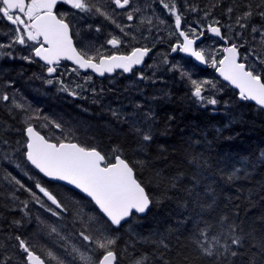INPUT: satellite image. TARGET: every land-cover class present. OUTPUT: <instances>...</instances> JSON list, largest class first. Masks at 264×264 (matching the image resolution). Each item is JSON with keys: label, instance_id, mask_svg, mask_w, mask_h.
I'll list each match as a JSON object with an SVG mask.
<instances>
[{"label": "snow or ice", "instance_id": "6c2138e0", "mask_svg": "<svg viewBox=\"0 0 264 264\" xmlns=\"http://www.w3.org/2000/svg\"><path fill=\"white\" fill-rule=\"evenodd\" d=\"M156 2L167 15L174 18L175 32L179 37L171 45L170 53L163 55L162 63L167 71L176 72L180 79L187 83L194 102L200 107L216 106L219 103L217 95L222 91V87H218L217 81L211 79L194 78L191 70L179 62H170V54L182 53L184 57L191 58L200 65L214 68L223 81L239 90L238 97L241 101H252L264 109V51H257L253 45L241 54V48H245L248 43L245 30L251 33L252 40L258 42L259 47L264 50V2L253 5L249 0L244 9L235 16L234 8L228 6L226 12L230 22L223 24L214 17L210 22L203 23L202 21H207L212 16L211 11H204L202 19L197 20L195 24H187V27L182 26L183 14L177 7L176 0ZM58 5L67 8L60 9ZM147 7H151V4ZM185 9L193 13L199 11L197 7L187 3ZM143 10L135 5V0H108L107 5L105 0H0V20H6L12 25L9 33H4L8 36L7 42H0V56L16 59L14 53L19 45L27 52L19 56V59L29 64L43 62L49 77L45 83L59 84V91L67 92L74 98H84L82 93L90 91L95 103V97L103 90L97 93L95 88L86 87L91 83L90 76L83 78V84H76L75 88L68 87L56 75L61 61H71L76 66L71 71L77 75L80 70L91 69L103 77L105 74H112L116 69L122 70L123 73L133 72L135 67L144 64L145 57L149 56L152 48L134 47L130 54L113 52L106 55L103 45L78 46L74 43V37L79 35V30L75 29V19L99 16L113 24L119 34L110 32L105 43L112 49H119L126 43L124 37L132 40L137 37L126 31L133 25L119 23L116 16L123 15L128 22H132L137 19L135 14ZM69 16H72L73 20H70ZM256 16L261 18L262 23L259 25L252 23ZM156 19L160 24L166 23L159 16ZM145 22L150 26L147 31L151 33L152 18H139L141 25ZM95 31L99 33L101 28L97 26ZM206 37L209 38L207 46H201ZM217 41L221 43L217 45ZM6 49L8 51H5ZM138 79L152 78L145 76L141 71ZM11 83L7 82L9 86ZM77 88L80 91H77ZM0 103H3L9 112L16 110L22 113L24 124L22 141L12 144L9 140L0 138V161L20 168L24 175L33 181L32 184H27L6 170L0 176V179L18 186L17 190H23L31 198L30 201H20L22 207H19V211L23 215L12 223L18 228L31 223L29 203L38 205L54 218L49 220L37 216L39 233H45L57 241L65 253L58 255L48 248L45 249L44 258L36 251L40 240L39 233L32 243L21 235H16L14 239L17 243L13 247L20 253L19 264H118L115 246L119 239V230L130 218L144 214L150 205L156 202L137 176V165L150 166L148 157L145 155L134 163L123 156L120 146H115L110 149V153H106L95 146L80 143L70 138L75 136V130L66 126L63 121L41 116L40 111L32 109L22 96L17 97L0 91ZM135 107L139 108L140 105ZM109 110L117 121L129 124L130 131L137 138L139 151L145 152L154 139L157 114L149 110L142 114L140 120L129 121L124 119L125 114L120 110ZM166 119L170 121L173 117L168 116ZM32 120L46 121L43 127L50 126L55 129L59 133L55 136V142L53 137L42 134L31 123ZM17 152L22 154L26 162L25 167L30 166L33 170L31 174L16 163L14 157ZM261 157H264V152ZM186 160L196 169L190 181L192 188H184L190 197L186 206L192 210L184 217V221L192 225L186 229L189 233L187 239L195 254L206 258L207 264H237V257L240 258L239 264H264V233L257 235L255 229H244L236 219L230 218L226 213H217L213 199L202 200L200 192L194 189L199 182L198 173H202L207 162L196 153L190 154V157L186 156ZM237 172H240L239 168L233 170L229 179L235 178ZM182 180L183 174L180 172L174 176H166L161 170L155 172L157 186L164 187L165 190L178 189ZM49 182H63L64 185L70 186L68 191L73 195L67 199L59 198L51 190L53 185ZM12 199L18 198L13 194ZM65 221L71 222V231L64 230ZM73 237L79 239L80 246L71 243ZM157 243L164 250L158 253V261L156 256L141 254L132 256L131 264H191L187 246L178 244L172 252L163 237ZM164 253H168V256ZM128 254L129 249L126 246L120 255ZM12 260V256H0V264H10Z\"/></svg>", "mask_w": 264, "mask_h": 264}, {"label": "trees", "instance_id": "16d2710c", "mask_svg": "<svg viewBox=\"0 0 264 264\" xmlns=\"http://www.w3.org/2000/svg\"><path fill=\"white\" fill-rule=\"evenodd\" d=\"M248 2L249 0H176L177 7L184 16H190V11L185 9L187 3L199 9L196 15L200 18L203 17L204 11H211L212 16L208 20L211 21L214 17L222 24L230 22L226 12L228 6L234 8L235 16ZM250 2L255 5L264 0ZM82 20L87 26H92L91 32L95 38L91 39L93 41L91 43L96 47L104 43L109 37V32L114 30L110 22L99 16L78 19L79 27ZM252 23L259 25L262 23L261 18L254 17ZM8 26L6 21L0 20V42H5L7 36L4 33H8ZM97 26L101 28L99 33L95 31ZM245 38L248 41L246 47H249L252 36L247 30ZM160 42L165 43L161 50L170 53V46L173 43H169V48L168 42L163 40ZM74 43L81 46L75 38ZM244 49L241 48V53ZM116 52L127 54L129 50L126 46H121ZM104 53L107 55L113 51ZM14 54L16 59L2 56L0 60V91L9 94L12 91L19 93L30 103L32 109L40 111L41 116L63 121L66 126L75 130V136L70 138L80 143L95 146L106 153H110L111 148L120 146L123 149V156L129 161L135 163L146 155L151 162L150 166L146 167L137 165L136 170L146 191L156 202L150 206L144 217L130 218L119 230V239L115 246L118 264H131L132 256L141 254L156 256L158 261V253L164 251L157 243L162 237L172 252L178 244L187 246L191 264H207L206 258L197 256L195 250L191 248L186 229L192 225L184 221L185 215L192 211L186 206L190 197L184 191L185 187L192 188L190 181L193 172L196 171L186 160V156L190 157L192 153L198 154L207 162L202 173H198L199 182L194 189L200 192L201 199H213L217 213H226L230 218L236 219L244 229H255L257 235L264 233V157H261V153L264 152V111L246 101H240L235 91L215 77L212 68L203 71L193 67L199 79H214L218 87H222V91L217 95L219 103L214 107L210 105L200 107L191 98L187 83L181 80L176 72L167 71L163 65H159L154 75L145 72L144 75L152 79L140 80L138 72H134L128 77L118 73L113 78L96 81L97 87L101 86L96 90L97 93H101V89L103 92L95 97L97 102L94 103L92 93L85 92L82 94L84 98H74L67 92L59 91V84L45 83V80L49 79L45 68L39 63L29 64L19 59V56L24 55L19 46H16ZM150 58L151 56L148 61ZM190 64L194 65L192 62ZM59 75L61 74H57ZM60 79L66 84V78L62 76ZM8 81L12 82L10 86L7 84ZM137 104L140 105L139 108L135 107ZM109 109L120 110L125 114L124 119L129 121L140 120L142 114L149 110L157 114L154 139L145 152L139 151L137 138L130 131L129 124L117 121ZM22 115L16 110L9 112L5 105L0 103V138L7 139L12 144L23 140ZM168 116L173 119L167 120ZM31 123L42 134L53 137L55 142V136L59 133L50 126L43 127L46 121L32 120ZM4 147L6 150V146ZM14 159L21 168L31 174L33 170L30 166L25 167L26 162L20 152L15 154ZM236 168H239L240 172L236 173L235 178L229 179ZM5 170L27 184L33 183L20 168L0 161V176ZM156 170H161L166 176L182 173L180 187L167 190L158 187L155 181ZM51 184L53 185L51 190L59 198L67 199L73 195L68 188ZM17 188L18 186L0 179V256H12L10 264H19L20 253L13 247L17 243L14 237L21 235L32 243L39 233L36 217L54 219L38 205L30 202L31 223L15 227L13 220H18L23 215L19 211V207H22L20 201L31 199L28 193ZM13 194L18 199L13 200ZM14 208L16 210H13ZM189 219L191 220V217ZM65 224L66 229L69 228L71 231V222L65 221ZM39 237L36 251L42 257L46 258V251L41 248L42 245L51 246L58 255H64L63 248H61L63 251L56 248L59 246L57 242L45 233H39ZM126 246L129 254L120 255ZM164 255L167 257L168 253ZM236 259L239 264L240 258Z\"/></svg>", "mask_w": 264, "mask_h": 264}, {"label": "rangeland", "instance_id": "374dc122", "mask_svg": "<svg viewBox=\"0 0 264 264\" xmlns=\"http://www.w3.org/2000/svg\"><path fill=\"white\" fill-rule=\"evenodd\" d=\"M107 2H108V0H105V5H107ZM149 4H151V7H147V5H149ZM135 5L136 6H140V7H142L144 9L141 13L135 14L137 16L136 20H134L132 22H128L123 15H117L116 16V19H117V21L119 23H122V24L131 23L133 25V27L129 28V29H126V31L133 33L137 37V39H135V40H132L129 37H124L126 43L122 44L121 46H126L129 51L131 49H133L135 47V45H138V44H142L143 46H141V47L147 46V47H151L152 49H154L153 54L151 55V58L148 61L147 66L145 67L146 69L144 71H142L145 74V72H148L150 70L151 73L154 74L158 70L159 65L165 66L162 63V58H163V55L167 54V53H164V51L161 50V46L164 45V42H160V41L161 40H163L165 42H170L171 41L172 43H174V42H176L179 39L178 34L175 33L174 18L169 16V15H167L165 13V11L162 9V7L159 5V3H157L154 0H135ZM64 7H65V9L67 8V6H64ZM153 9L155 11H153ZM71 11H74V10H71ZM117 12H119V11L117 10ZM189 13H190V16L189 15L184 16V14L182 13L183 14L182 26H184V27H187V24H195L197 22V20L202 19V18H200L199 16L196 15V12L195 13L189 12ZM157 16L163 18L166 21V23L165 24H160L159 20L156 19ZM140 17H145V18L151 17L152 18L153 24L151 25V27H152V32L151 33H149L147 31V28L150 27L147 24V22H145L143 25H141L139 23V18ZM69 19L73 20L72 16H70ZM78 19L79 18L75 19L74 25H75V29L79 30V35L77 37L80 39V43H81L80 45L92 44L91 41L94 40L95 36L92 35L93 33L91 32V28H89L85 24V22L83 20L80 23L81 27H79ZM2 21H6V20H2ZM202 22L203 23H207V22H210V21L207 20V21H202ZM76 23H77L78 26L76 25ZM8 25H9V23H8ZM113 27H114V30H113V32L111 31V33L112 34H119V30L116 29L114 25H113ZM143 37H147V39H144ZM208 39L209 38H206L205 39V43L203 45H201V46H207ZM7 40H8V36L6 37L5 42H7ZM106 40L104 41V43H101L100 45L104 46V52L107 53L109 50H113V49L111 48L110 45H107L105 43ZM249 43H250L249 47L255 45L256 48H257V51H262V49L259 47L258 42L253 41L252 38L249 40ZM216 44L219 45L218 42H216ZM100 45H97V47H99ZM158 45H160V46H158ZM17 46H19V45H17ZM19 47L23 51L24 55L27 54L25 49H23L21 46H19ZM245 47H246V45H245ZM249 47H246L244 50H242V53L244 54L246 49L249 48ZM115 50H117V49H115ZM1 58H2V56H0V60H1ZM168 58H169L170 62H172V63L179 62L183 67L191 70V72L193 73L194 78H198L199 79V77L197 75V72L193 68V66L191 64H189L188 62H186L184 59H182L180 56H175L174 55L173 57L169 56ZM71 69H72V67L71 68H67L66 67V69L64 68L63 71H62V72H64V74L63 75H59L58 77L60 78V77L63 76L64 78L67 79V80H65L66 81V85L68 87H70V88H75L76 84H83L84 83L83 78L86 77V75H83L81 73H79L77 75V73L72 72ZM57 72H59V74H61L60 70H58ZM140 72L141 71H138V74ZM87 76H90L92 79H91V83L86 85V87H88L90 89L91 88H95L96 90L101 88V86L97 87V84H96V82H94V78L91 75H87ZM211 80H214V79H211ZM76 90L80 91L78 88ZM84 93L85 92H83L82 94H84ZM90 93H91L90 91H87V94H90ZM10 95H16L17 97H20L19 93H16L14 91L10 92ZM28 104H30V103H28ZM64 230L65 231H70L69 228H67V229L65 228ZM55 242H57V241H55ZM71 243H74L77 246H80L79 239H77L75 237H73ZM57 244L59 245L58 242H57ZM55 246L56 245H53V247H55ZM50 247L48 245H47V247H44V245H42L41 248L45 250V249H48ZM56 248L61 249L60 246H57ZM52 250H53V248H52ZM50 264H55V262H50Z\"/></svg>", "mask_w": 264, "mask_h": 264}, {"label": "water", "instance_id": "95a60500", "mask_svg": "<svg viewBox=\"0 0 264 264\" xmlns=\"http://www.w3.org/2000/svg\"><path fill=\"white\" fill-rule=\"evenodd\" d=\"M218 42H219V41H218ZM219 43H221V42H219ZM129 54H130V53H129ZM149 54H150V53H149ZM176 54H179L183 59L190 60L195 66H197L198 68H200V69H202V70H206V69L208 68L207 65H200L198 62H195V61L191 60V58L184 57V55H183L182 53H174V54H170V57H172V56H174V55H176ZM147 59H148V56L145 57L144 64H145V62H146ZM62 62L66 63V64H69V65L72 66L73 68L76 67L71 61H61V63H62ZM39 63L43 64V62H39ZM144 64L135 67V68L133 69V71H134L135 69H141V68H143ZM79 72H80L81 74H91L95 79H98V80H102V79H104L105 77H108V78L113 77V76L115 75V73H118V72H121V73H122L123 75H125V76H129V75L132 73V72H131V73H123L122 70H120V69H116L115 72H113L112 74H110V75H109V74H105V76L100 77V76H98L96 73L92 72L91 69H89V70H87V71L80 70ZM214 75H215V77H216L217 79H219V81H220L221 83H223L224 85L228 86L230 89H232L233 91H235V92L238 94L239 90H238V89H235L233 86L229 85L226 81H223L222 78L219 77V74L216 72L215 69H214ZM238 99H239V97H238ZM239 100H240V99H239ZM240 101H241V100H240ZM246 102H247V103H250V104H253V105L256 106L257 108H259V106H257V105H256L254 102H252V101H246ZM259 109L262 110V111H264V109H261V108H259ZM45 181H46V178H45ZM49 183H54V184H58V185H61V186H63V187H66V188H70V186L64 185L63 182H49ZM150 206H151V205H150ZM149 209H150V208H149ZM148 211H149V210H148ZM148 211H146L144 214H137L136 216H138V217H144V216L148 213ZM125 223H126V222H125Z\"/></svg>", "mask_w": 264, "mask_h": 264}, {"label": "flooded vegetation", "instance_id": "af4514ba", "mask_svg": "<svg viewBox=\"0 0 264 264\" xmlns=\"http://www.w3.org/2000/svg\"><path fill=\"white\" fill-rule=\"evenodd\" d=\"M58 8H60V9H65L64 5H58ZM183 10H185V9H183ZM118 11H119V10H118ZM69 17H70V16H69ZM8 28H9V30H10V29L12 28V25L9 24ZM9 30H8V33H9ZM74 38L76 39L77 42L80 43V39H79L77 36H75ZM206 38H207V37H206ZM206 38H205V39H206ZM170 42H171V41H170ZM170 42H168V44H167L168 47H169V43H170ZM164 44H165V43H164ZM136 46L141 47V46H143V45H142V44H138V45H136ZM158 46H160V45H158ZM170 47H171V46H170ZM170 47H169V48H170ZM245 48H246V47H245ZM131 50H132V49H131ZM131 50H130V51H131ZM153 51H154V49H152V52H151L150 56L153 54ZM175 56H179V55L176 54ZM184 60H185V59H184ZM23 61H24V60H23ZM147 61H148V60H147ZM185 61L188 62L189 64L191 63L190 60H185ZM24 62H26V61H24ZM38 63H39V62H38ZM147 63H148V62H146V63L144 64L143 68H142L140 71H144V70L146 69L145 67L147 66ZM39 64H40L41 66H43L41 63H39ZM67 65H68V64L62 62L61 65H60V67L58 68V70H60L61 73L64 74V72H62L64 68H65V69H66V67H67V68H71V66L69 67V66H67ZM193 67L196 68L195 65H193ZM43 68H45V66H43ZM72 68H73V67H72ZM137 72H138V71H136V73H137ZM133 73H134V72H133ZM133 73H132V74H133ZM136 73H135V74H136ZM148 73H150V74L152 75V73H151L150 70L148 71ZM57 74H59V72H57ZM57 74H56V75H57ZM132 74H131V75H132ZM87 75H90V74H86V76H87ZM96 81H98V80L94 79V82H96Z\"/></svg>", "mask_w": 264, "mask_h": 264}, {"label": "bare ground", "instance_id": "6f19581e", "mask_svg": "<svg viewBox=\"0 0 264 264\" xmlns=\"http://www.w3.org/2000/svg\"><path fill=\"white\" fill-rule=\"evenodd\" d=\"M168 23V22H167ZM173 23V22H172ZM173 25V24H172ZM174 29V28H173ZM176 33V32H175ZM150 54H151V52H150ZM173 57V56H172ZM211 68V67H210ZM204 71V70H203ZM128 77V76H127ZM97 80V79H96Z\"/></svg>", "mask_w": 264, "mask_h": 264}]
</instances>
